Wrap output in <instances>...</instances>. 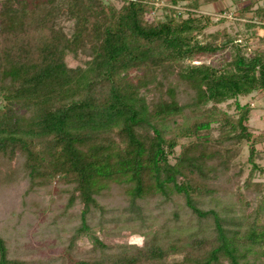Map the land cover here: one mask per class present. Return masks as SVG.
<instances>
[{"label": "trees", "instance_id": "obj_1", "mask_svg": "<svg viewBox=\"0 0 264 264\" xmlns=\"http://www.w3.org/2000/svg\"><path fill=\"white\" fill-rule=\"evenodd\" d=\"M155 1L0 0V264H264V48Z\"/></svg>", "mask_w": 264, "mask_h": 264}, {"label": "rangeland", "instance_id": "obj_2", "mask_svg": "<svg viewBox=\"0 0 264 264\" xmlns=\"http://www.w3.org/2000/svg\"><path fill=\"white\" fill-rule=\"evenodd\" d=\"M108 2L120 6L121 0H108ZM156 5L164 6L165 0L155 1ZM249 3L248 0H242L240 2H234L232 0H219L216 3L205 4L200 8V13L211 15L213 24L207 29V34H215L217 32L225 31L232 38H237L241 45L244 47L246 54L249 56L255 49L264 48V25L253 18V13L248 12L246 16L239 17L238 10ZM187 3L181 5V12H186L192 9V3ZM263 4L260 1L255 5L254 9ZM185 6V7H184ZM163 11H153L148 15V19H153L154 17H160L163 20L161 13ZM184 17H187L185 14ZM230 59V51H225L212 58H205L204 61L213 64H223ZM140 71L133 72V75L139 74ZM249 103L252 107V113L249 120H246V124L250 127L255 128L258 132L264 134V99L261 95H254L249 98L242 100V103ZM233 109V108H232ZM256 150L259 157L256 158V164L264 168V137L261 138V142L257 145ZM250 148L248 145H244L241 151V155L238 158V162L244 168V178L245 180L252 169V164L249 163ZM264 181V174L257 173L255 182ZM253 187V185H251ZM34 230H29L26 232L25 236L30 241L29 247L35 251L36 257H50L57 255L59 249L49 246L52 242H47L42 244L38 242L33 236ZM22 235V234H19ZM144 240L143 236H130L119 239H105L108 244L113 243H130L142 245Z\"/></svg>", "mask_w": 264, "mask_h": 264}]
</instances>
